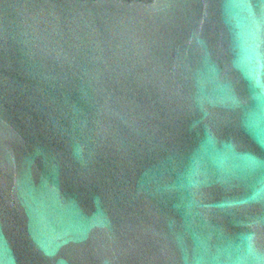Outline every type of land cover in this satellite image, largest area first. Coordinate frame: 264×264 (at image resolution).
Instances as JSON below:
<instances>
[{"label":"water","instance_id":"obj_1","mask_svg":"<svg viewBox=\"0 0 264 264\" xmlns=\"http://www.w3.org/2000/svg\"><path fill=\"white\" fill-rule=\"evenodd\" d=\"M0 264H264V0H0Z\"/></svg>","mask_w":264,"mask_h":264}]
</instances>
